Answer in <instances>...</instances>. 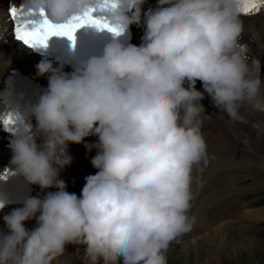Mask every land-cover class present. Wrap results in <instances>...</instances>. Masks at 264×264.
Here are the masks:
<instances>
[{
    "label": "clouds",
    "instance_id": "clouds-1",
    "mask_svg": "<svg viewBox=\"0 0 264 264\" xmlns=\"http://www.w3.org/2000/svg\"><path fill=\"white\" fill-rule=\"evenodd\" d=\"M144 3L25 0L22 17L35 27L45 16L64 24L102 9L123 32L141 25ZM242 10V0H157L143 12L139 46L114 40L71 73L37 64L48 86L24 114L35 126L9 142L10 163L28 184L56 191L29 197L3 217L0 264H54L68 245L83 248L85 264H168L170 245L195 222L194 169L208 164L205 94L233 121L244 122V104L264 110V65L241 41ZM89 136L98 138L85 145L96 149L98 171L77 196L60 173L72 163L68 145ZM33 219L29 230L25 222Z\"/></svg>",
    "mask_w": 264,
    "mask_h": 264
},
{
    "label": "bare ground",
    "instance_id": "bare-ground-1",
    "mask_svg": "<svg viewBox=\"0 0 264 264\" xmlns=\"http://www.w3.org/2000/svg\"><path fill=\"white\" fill-rule=\"evenodd\" d=\"M5 1L7 2V0H0V27L2 26V32L5 34L4 39L7 40L10 38V36H9L8 31L5 30V28L8 25L6 16L4 15ZM151 4H152V1L146 3L145 6H149ZM243 24H244L243 32H246L249 35L255 37L256 39L261 41L260 45L264 46V38H262V32L264 31V20L255 21V22H245V23L243 22ZM22 51L23 49L22 48L18 49L17 45H15L14 43L10 44L9 42L6 44V43H3V41H0L1 71L6 72L9 69L13 68L16 62H19L22 65L29 66L30 69L37 72V68H36L37 64L40 63L44 59L34 56V55L27 56L25 53L22 54L21 53ZM44 77L48 81L47 76H44ZM196 87L197 89L203 91L202 84L200 81L196 83ZM204 99L211 100V98L208 97L207 94H205ZM254 108L256 109L255 113H250L247 109H244V108H240L239 110L240 116H242L244 119L246 120L251 119L256 122L254 127L247 128V132H245L244 134L234 135L233 133L229 131H226V130L224 131L220 129L219 134L213 135L209 133L205 137L206 142L213 144L215 143L217 139H220V138L223 139L222 142H227L230 139L229 137L231 136L236 139L238 145L243 150H245L248 153L253 154V156L249 155L248 157H243L232 151H230V153L221 152L220 154H218L217 158H218V161L222 160L223 162H225L224 164L225 169L242 170V171L249 172L250 174L252 173L254 175H259V173L260 174L264 173V154H263L264 152V110H260L256 107ZM80 145L81 146L91 145V143L84 140V142L81 143ZM3 159H6V158L1 156L0 162ZM251 160H253L256 163V165H252L250 163ZM226 182H227V179H226ZM263 184H264V181L262 183H258L260 187ZM198 188L199 186L196 185V181L193 182V192L194 193L197 191ZM66 190L72 193L70 187H67ZM208 193H209V190L206 191L204 196H202L201 199L198 201H197L196 196H195L196 199L195 198L193 199L192 208L189 213L190 216H193L195 218V222L193 224L192 230L184 234L183 236H181L177 241H175L174 243L170 245L168 249L169 252L167 253V257L169 258L171 257L173 259H179V260H182L183 258L185 261L186 258H188L187 255H189L190 252H192L194 253V255L192 256V259H193L192 261L195 264H223L222 260L224 259V257L226 256L228 257V255L231 252L232 253L238 252L240 247L247 249V250H251V249H254L255 247H258L259 244H263V241H259V240H256L250 237H238V236L230 234L229 231L225 227L226 224L224 223L222 225L219 222V219H220L219 216H222V213L228 214V212H226L227 210L225 209L221 213V204L219 202L214 201V194H213L214 191L212 190L209 194ZM75 194L77 196H80L81 192L75 193ZM219 212L221 214H219ZM232 218H237L240 220L245 219L250 222L263 221L264 209H257L254 211H247L244 213H240L239 211H233L230 214H228L225 219H232ZM25 227L28 228L29 230L35 228L36 220L33 219L31 221L25 222ZM0 231H6L3 217L0 218ZM179 243L183 244L180 252H178V249L176 247ZM82 249L83 248L81 247L79 251H77V246L68 245L64 253L65 255L60 257L56 262H54V264H67L65 259L79 256L82 252ZM200 251L201 253H203V257L199 255ZM190 257L191 256H189V258ZM63 260L65 261L63 262Z\"/></svg>",
    "mask_w": 264,
    "mask_h": 264
},
{
    "label": "rangeland",
    "instance_id": "rangeland-1",
    "mask_svg": "<svg viewBox=\"0 0 264 264\" xmlns=\"http://www.w3.org/2000/svg\"><path fill=\"white\" fill-rule=\"evenodd\" d=\"M263 154H264V152H263ZM221 170H222L221 176L215 181L216 183L214 182L213 184H215V187L217 190V196L220 195V196H218V198H219L218 201L220 203L222 202V204L223 203L225 204V203H227L228 197L230 196V194H228V193L226 194V192L229 188V182L228 181H227L228 183L226 182V178H224V179L222 178L224 175L225 168H222ZM240 171L241 170H237V172L235 174H237ZM252 175H254V174H252ZM252 175H250L249 172L244 173V175H243L244 179L241 180L239 183H242L244 181L245 184L243 186L253 185L254 184L253 177H250ZM259 176L261 178L262 177L263 178L262 179L260 178L259 180H257V182L255 183V187H254V189L256 191L255 193H259V194L257 196H246L244 198V201L242 202L245 204L243 210L254 211L257 209H264V184L261 187H260V185H258V183H262L264 181V173L263 174L259 173ZM245 177H247V178H245ZM225 199H226V201H225ZM239 201H240V198L238 195H236L230 199L231 203L229 204V202H228V204L232 205L231 207L238 206ZM252 202H253V204H252ZM222 216L226 217L224 215H222ZM221 221L224 222L225 220L223 219ZM240 227L244 228L245 230L240 229ZM203 228H205V227H203ZM249 228H251V229H249ZM226 229L232 235H235L238 237H250V238H253V239H256L259 241H263V244H259L258 247H255L254 249H251V250H247V249L240 247L238 252H236V253L231 252L228 255V257L227 256L224 257V259L222 260L223 264H264V219H263V221H259V222H257V221L256 222H250V221L245 220V219L240 220L237 218H232V223H227ZM182 245H183L182 243H179L176 246L178 249V252L181 251ZM83 251L84 250L82 249L81 254L77 258H73V257L71 259L68 258V261H69L68 264H85V262L82 261ZM201 251H203V250H201ZM201 251H200L199 255L203 257V253H201ZM168 252H169V250H168ZM190 254L187 255L188 258H186L185 261L183 258H182V260H179V259H173L171 257L170 258L168 257V264H195L192 261L193 260L192 256L194 255V253L190 252ZM189 256H191V257L189 258ZM202 257H200V258H202ZM64 261L65 260H63V262ZM80 261H82V262H80Z\"/></svg>",
    "mask_w": 264,
    "mask_h": 264
},
{
    "label": "snow or ice",
    "instance_id": "snow-or-ice-1",
    "mask_svg": "<svg viewBox=\"0 0 264 264\" xmlns=\"http://www.w3.org/2000/svg\"><path fill=\"white\" fill-rule=\"evenodd\" d=\"M104 2L105 6H108L110 0H104ZM242 3V14L245 15L252 11H258L260 7L264 6V0H242ZM112 7H115V5L113 4ZM95 11L96 9H89L82 15L74 16L64 24L51 23L47 20L45 14L41 12V15L45 16V19L35 27H31L29 24L23 22L17 8H11L10 14L14 21H18L14 26L15 38L28 47L35 48L41 45H46L51 36H64L74 41L76 31L85 25H93L100 30L107 29L117 35L122 31V29L110 24L104 17L94 16L93 13ZM101 11L103 10L101 9ZM12 122L10 115L4 120L5 125H9Z\"/></svg>",
    "mask_w": 264,
    "mask_h": 264
}]
</instances>
